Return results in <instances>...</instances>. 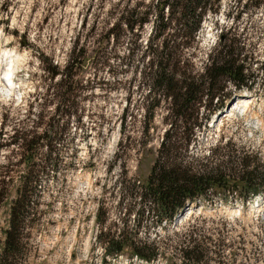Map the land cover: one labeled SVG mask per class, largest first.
<instances>
[{
    "label": "rangeland",
    "instance_id": "obj_1",
    "mask_svg": "<svg viewBox=\"0 0 264 264\" xmlns=\"http://www.w3.org/2000/svg\"><path fill=\"white\" fill-rule=\"evenodd\" d=\"M139 1L149 0H0V165L21 161L11 139L15 130L37 122L38 133L57 132L52 141L56 166L45 183L42 213L29 224L31 236L16 264H184L176 255V232L193 230L212 251L203 264H264V193L244 203L240 190L211 189L228 201L194 204L192 213L170 224L148 217L135 239L162 241L167 253L153 263H143L129 250L115 258L104 255L102 230L122 239L125 224L136 227V207L128 221L122 218L132 192L147 183L167 128L166 102L150 123L146 117L149 87L143 85L142 65L121 62L128 40L116 43L107 37L118 17ZM221 3V11L203 23L193 61L201 68L207 53L225 39L221 34L228 33L230 42L255 57L247 60L253 88L236 93L230 84L232 98L246 96L249 103L214 114L198 131L191 153L204 162L240 149L264 163V0ZM151 29L150 22L144 26L143 45ZM75 46L80 63L73 67L74 79L63 85ZM11 63L12 90L1 81ZM51 63L59 72L54 77L46 69ZM47 150L40 147L32 159H43ZM16 195L14 186L0 209V259Z\"/></svg>",
    "mask_w": 264,
    "mask_h": 264
},
{
    "label": "trees",
    "instance_id": "obj_2",
    "mask_svg": "<svg viewBox=\"0 0 264 264\" xmlns=\"http://www.w3.org/2000/svg\"><path fill=\"white\" fill-rule=\"evenodd\" d=\"M221 2L139 1L127 13L123 12L107 32V37H112L116 43L128 40L129 49L121 57V62L142 65L145 71L143 85L149 87L144 96L146 117L150 123L157 109L166 102L164 122L167 128L147 183L132 192L134 198L122 218L128 221L127 216L136 207V227L131 230L125 224L119 231L122 239L115 238L114 233L112 236L111 230L107 233L102 230L98 237L102 240L105 256L115 258L129 250L132 256L153 263L167 253L162 241L135 239L148 217L159 225H166L173 223L194 204L228 201L226 195L216 196L218 189L240 190L244 203L251 200L253 194L264 193V163L249 159L240 149H231L227 153L221 151L213 155V160L204 158V162L191 153L198 131L207 127L213 115L224 110L234 99L233 91L228 89L230 84L236 93L253 88V73L247 60L255 57L249 56L244 45L230 42L228 33L221 34L225 39L207 53L201 68L193 61L192 50L198 48L203 23L208 15H217L221 11ZM149 22L152 29L143 45L140 41L142 31ZM76 49V46L72 49L65 66L63 85L74 79L73 67L80 63ZM56 67L51 63L46 68L52 77L59 74ZM38 126L36 122L32 128L15 130L11 139L21 150V161L0 165V209L12 187L16 186L17 191L10 208V226L6 231L0 264H16L17 257L25 254L23 250L31 236L26 230L42 213L40 205L46 192L45 183L56 166L52 141L53 133L56 135L57 132L38 133ZM149 128L148 124L144 131L148 133ZM64 133L63 128L58 131L61 137ZM45 145L48 148L45 157L34 161L32 158L38 156L40 147ZM211 189L215 193L210 192ZM195 233V230L182 234L176 232L179 238L176 255L184 264L209 262L206 258L212 251Z\"/></svg>",
    "mask_w": 264,
    "mask_h": 264
},
{
    "label": "bare ground",
    "instance_id": "obj_3",
    "mask_svg": "<svg viewBox=\"0 0 264 264\" xmlns=\"http://www.w3.org/2000/svg\"><path fill=\"white\" fill-rule=\"evenodd\" d=\"M10 53V52H9ZM13 59H15V58H12L11 59V61L10 62H12L13 63ZM16 61V60H15ZM16 62H18V60L16 61ZM15 62V63H16ZM10 64V65H12L13 66V64ZM17 65V64H16ZM8 69V68H7ZM16 69V68H15ZM13 70H14V66L13 67H9V69H8V71L6 72V75H5V77H8V81L9 82H11V84H8L7 82H6V79H5V77H2L1 78V81H4V84H5V86L7 87V88H9L10 90H12L11 89V87L13 88V87H15L16 86V82L14 81V79H13V77H14V75H13ZM11 86V87H10ZM237 105H238V107H243V106H246L248 103H249V101H250V99L248 98V97H246V96H239V98L237 99ZM233 109H235V107L233 108ZM233 109H231L230 111H232ZM225 112V111H224ZM223 112V113H224ZM227 112L229 113V110H227ZM192 208L191 209H189V210H187V214H190V213H192ZM187 214H185L182 218H184Z\"/></svg>",
    "mask_w": 264,
    "mask_h": 264
}]
</instances>
